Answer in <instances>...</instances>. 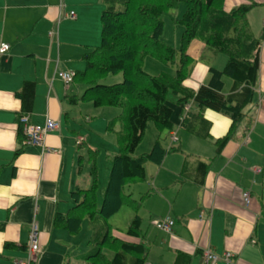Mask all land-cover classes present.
I'll return each mask as SVG.
<instances>
[{
  "label": "crops",
  "instance_id": "crops-1",
  "mask_svg": "<svg viewBox=\"0 0 264 264\" xmlns=\"http://www.w3.org/2000/svg\"><path fill=\"white\" fill-rule=\"evenodd\" d=\"M246 1L226 0L225 10L230 12ZM251 2L258 4L254 9L262 10L257 32L249 19L254 9L248 14L262 43L255 100L246 107L245 120L221 154L215 142L228 133V117L205 110L212 139L203 141L182 130L186 112L171 105L174 129L165 145L170 148L175 134L181 152L167 155L162 165H153L155 169L147 166V179L139 182L141 196L150 193L139 213L143 244L149 249L147 264H175L178 255L192 258L191 264H204L207 249L219 264H264V0ZM104 10L103 0H0V264L26 261L34 221L44 247L37 264H79L90 251V231L86 241L81 238L84 225L75 237L53 224L57 214H67L74 207L71 193L91 185L88 175L89 186H83L85 148L95 152L90 138L99 133L91 130V136L85 135L82 120L85 113L90 119L101 117L96 110L102 109L91 103L75 104L72 98L81 97L86 87L74 80L65 83L59 74L75 76L85 71L83 55L101 45ZM71 12L75 19L69 17ZM209 68L198 65L186 86L198 90L205 85ZM27 82L35 83V99L31 113L23 114L18 94ZM187 109L198 113L195 104ZM110 112L108 119H117V113ZM23 115L39 127L45 126L47 118L60 124L46 137L45 149L30 146L19 136ZM190 158L196 160L189 162ZM199 161L210 164L203 184L188 177L183 180L185 163L192 176ZM88 166L90 174L91 163ZM149 180L153 184L146 190ZM245 193L250 194L248 205ZM167 217L174 221L171 234L156 227ZM132 220L126 217V230L114 226L120 230L114 236L140 242L125 235ZM227 253L233 255L231 262L225 261Z\"/></svg>",
  "mask_w": 264,
  "mask_h": 264
},
{
  "label": "trees",
  "instance_id": "trees-1",
  "mask_svg": "<svg viewBox=\"0 0 264 264\" xmlns=\"http://www.w3.org/2000/svg\"><path fill=\"white\" fill-rule=\"evenodd\" d=\"M105 10L101 15L102 41L98 48L83 55L85 71L78 72L74 81L86 87L81 97H73L75 104L91 103L97 109H126L123 118L127 136L121 142L120 153L110 160L112 169L107 189L98 204V167L95 154L91 159V185L79 187L71 193L75 205L67 214H57L54 228L79 236L85 221L89 222L90 251L80 257L79 264H147L149 249L143 244L142 218L139 213L146 193L139 199L126 194L128 186L147 179V165L160 166L172 152H181L180 146L166 149L157 138L151 151L135 159L133 156L142 143L149 123L160 132L173 131L171 105L182 108L195 104L198 113L187 112L182 130L199 140L212 139V123L203 115L205 110L226 116L231 125L228 133L216 140V152L221 154L232 141L246 118L245 109L256 97L260 73L262 43L250 26L248 14L258 6L256 2L242 4L226 12V0H103ZM184 3L186 11L178 22L185 30L177 51L162 41L165 30L163 16ZM202 42L209 50L227 58L223 70L209 68L207 84L198 90L186 86L194 59L189 50L194 41ZM178 53L180 65L175 75L163 73L151 76L144 70L145 60L154 58L164 65L175 63ZM122 74L123 82L103 84L109 75ZM233 84L228 94L223 93L225 78ZM22 113L30 114L35 99V83L27 82L18 94ZM119 118L112 121L109 131L115 129ZM19 136L22 128L19 127ZM24 138V137H23ZM210 164L197 162L190 176L186 162L182 179H192L202 185ZM130 208L135 216L125 235L140 242H127L114 236L110 219L122 208ZM192 258L178 255L175 264H191Z\"/></svg>",
  "mask_w": 264,
  "mask_h": 264
},
{
  "label": "rangeland",
  "instance_id": "rangeland-1",
  "mask_svg": "<svg viewBox=\"0 0 264 264\" xmlns=\"http://www.w3.org/2000/svg\"><path fill=\"white\" fill-rule=\"evenodd\" d=\"M246 2H251V0H247ZM242 4V3H241ZM246 4V3H245ZM240 5V4H239ZM238 5V6H239ZM236 8V7H234ZM186 11V6L184 3H179V5L174 8L173 10L169 11L163 16V20L165 22V30H164V35L162 37V41L166 43L167 45L171 46L172 48L176 49L179 51L180 49V41L182 34L185 30L184 26H182L178 20L182 19L184 13ZM102 14V13H101ZM261 14L262 10L261 9H254L253 12L249 15L250 21H252V28L254 32H257L256 27H257V22L261 24ZM100 27L102 28V24L100 21ZM101 41V39H100ZM190 55L194 58V63L192 67L190 68V77H193L195 74V69L198 65H202L204 67H215L219 70H222L227 62V59L224 55L222 54H216L215 52L209 50L202 42L196 40L193 42L190 50H189ZM180 60H181V55L178 53V56L176 58V61L172 65H164L158 60L148 57L145 60L144 64V70L151 76H160L163 73H167L170 75H175L177 72L179 65H180ZM124 77L122 74L118 75H109L105 80L102 81L103 84L106 85H113V84H118L123 82ZM208 82V73L206 75V78L203 80V83L206 84ZM233 82L229 78H225V88L223 93L228 94L231 87H232ZM90 103H86L84 105H87ZM193 106V104H191ZM93 109V108H92ZM196 109V107L193 108V110ZM85 111V110H84ZM98 112L96 113H101V117H95L93 119L88 118L87 113L84 114L83 117V126H84V134H91V130H97L99 133V136H95L97 138H90V145L96 149L93 150L95 151V160L96 164L98 167V184H99V189H98V204L100 205L103 200V193L107 189L108 186V181L112 169L111 165V158L114 157L115 155L120 153V148L122 147L121 142L124 140V138L127 136V130H126V124L123 120L126 109H120V108H103L102 110H96ZM110 111H115L113 113H117L116 116L119 118L118 122L116 123L117 125L115 126V129L113 131H109L108 127L113 121V119H108L107 113H112ZM94 123V127L91 126V124ZM96 135V134H95ZM91 136V135H90ZM89 136V137H90ZM160 138L163 140L164 146L166 147L168 143V136L169 132H163L160 133L155 125L153 123H149L147 130L145 132L144 139L138 149L136 150L134 154V158L137 159L143 154H147L151 151L154 142L157 138ZM166 143V145H165ZM89 145V146H90ZM177 145H174V147ZM86 147V146H85ZM169 150V149H168ZM92 149L85 148V153H86V160L84 163V187H88L89 183V166L88 164L90 163L89 158L93 154L91 153ZM178 154V152H172L168 155H175ZM180 155V154H179ZM191 159L196 160L195 158H190L188 161L191 162ZM198 161V160H197ZM197 164V163H196ZM150 167V169H155L156 166H153L151 164L147 165ZM197 166V165H196ZM153 184V181H148L147 185L145 186L146 190L149 187V183ZM141 185L139 182H136L130 186H128L125 190L126 194H133V197L135 199H139L141 197ZM145 190V191H146ZM135 214L134 212L127 207L122 208L121 213L117 216H115L113 219H111L110 223L115 226L120 228L121 230H126V217L127 220L129 217L134 218ZM89 225L88 221L84 223V234H82L81 238L82 241H86L87 237L89 236ZM88 253V252H87ZM86 253V254H87Z\"/></svg>",
  "mask_w": 264,
  "mask_h": 264
},
{
  "label": "built area",
  "instance_id": "built-area-1",
  "mask_svg": "<svg viewBox=\"0 0 264 264\" xmlns=\"http://www.w3.org/2000/svg\"><path fill=\"white\" fill-rule=\"evenodd\" d=\"M71 19H75L76 15L74 12L69 14ZM59 78L62 79L65 83L73 82V75L67 73H60ZM19 125L22 128V135L25 139V142L32 147H40L45 149V139L46 137L52 133L56 132L60 129V124L50 118H47L45 126L39 127L31 123L28 115H23L19 119ZM171 141L173 144L178 142V138L175 134L172 135ZM244 200L246 205L250 203V194H244ZM157 229L171 234L172 229L174 227V221L167 217L164 220L160 221L156 225ZM40 231L37 222H33L31 225L29 241L27 245V260L26 261H18L15 264H37L40 258L44 254V247L40 243ZM233 255L227 253L225 255V261L231 262ZM219 258L209 249L204 251V264H219Z\"/></svg>",
  "mask_w": 264,
  "mask_h": 264
}]
</instances>
